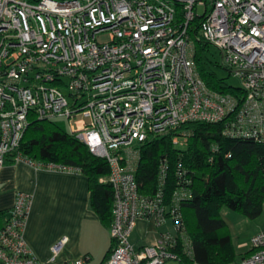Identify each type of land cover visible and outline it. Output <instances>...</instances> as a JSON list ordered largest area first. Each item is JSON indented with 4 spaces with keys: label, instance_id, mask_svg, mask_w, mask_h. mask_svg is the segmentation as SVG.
Wrapping results in <instances>:
<instances>
[{
    "label": "built area",
    "instance_id": "1",
    "mask_svg": "<svg viewBox=\"0 0 264 264\" xmlns=\"http://www.w3.org/2000/svg\"><path fill=\"white\" fill-rule=\"evenodd\" d=\"M196 17L216 65L240 79L236 94L201 78L190 36ZM34 118L66 122L109 163L101 180L113 188V245L100 264L178 259L177 240L190 245L180 212L162 203V186L150 195L138 190V146L190 121H224L232 135L264 141V0H0V167L25 160L18 148ZM29 203L18 193L0 228V264H42L23 235ZM168 217L175 234L131 244L138 219L159 225ZM250 251L227 264H264V229L250 238Z\"/></svg>",
    "mask_w": 264,
    "mask_h": 264
},
{
    "label": "trees",
    "instance_id": "2",
    "mask_svg": "<svg viewBox=\"0 0 264 264\" xmlns=\"http://www.w3.org/2000/svg\"><path fill=\"white\" fill-rule=\"evenodd\" d=\"M199 22L200 17L193 20L190 36L201 78L215 91L236 94L235 87L219 77L212 51L199 35ZM225 124L186 122L138 146L134 169L138 190L150 195L162 186V203L178 209L182 232L190 237L189 247L179 239L171 249L182 264H227L236 260L221 207L249 218L259 216L263 209L264 141L232 135L225 130ZM180 135L185 136V141L177 144L173 136ZM18 152L23 159L43 166L52 163L84 173L91 208L104 226H111L114 194L112 185L101 180L110 172L104 157L93 154L58 121L35 118L27 126Z\"/></svg>",
    "mask_w": 264,
    "mask_h": 264
},
{
    "label": "crops",
    "instance_id": "3",
    "mask_svg": "<svg viewBox=\"0 0 264 264\" xmlns=\"http://www.w3.org/2000/svg\"><path fill=\"white\" fill-rule=\"evenodd\" d=\"M39 164V163H38ZM20 160L0 167V228L9 216L18 193L29 196L23 235L34 256L42 264H62L86 257L84 264H100L112 238L90 206L87 176L74 169L49 168ZM153 218H140L130 235L136 247L156 242L171 233ZM175 234V233H172ZM65 238L53 253L52 246ZM250 252L237 250V258ZM164 264H182L169 259Z\"/></svg>",
    "mask_w": 264,
    "mask_h": 264
},
{
    "label": "rangeland",
    "instance_id": "4",
    "mask_svg": "<svg viewBox=\"0 0 264 264\" xmlns=\"http://www.w3.org/2000/svg\"><path fill=\"white\" fill-rule=\"evenodd\" d=\"M197 10H201V7H197ZM214 59H220L219 52H213ZM216 71L220 78L224 79V81L228 85L233 86H241V81L238 77L232 76L227 70L218 66L216 67ZM61 123L65 129L67 130V124L64 121H58ZM105 182V181H104ZM143 194V193H142ZM147 195V193L143 194ZM220 213L222 218L225 220L228 230L232 237V244L234 246L235 252L237 250H241L249 247L250 249V238L257 232L264 229V201H263V209L259 216L255 218H249L245 214L233 211L226 206H222L220 209ZM163 228L167 229L171 233L176 232V228L171 217L165 219L161 225ZM188 240L190 241V237L188 236ZM238 259V258H237ZM235 261V260H234Z\"/></svg>",
    "mask_w": 264,
    "mask_h": 264
}]
</instances>
